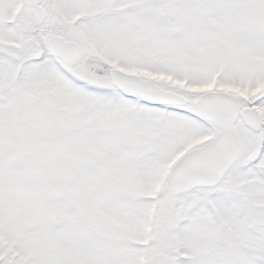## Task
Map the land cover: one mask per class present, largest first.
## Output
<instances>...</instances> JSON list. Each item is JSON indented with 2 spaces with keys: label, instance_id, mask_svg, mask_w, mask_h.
<instances>
[{
  "label": "snow or ice",
  "instance_id": "6c2138e0",
  "mask_svg": "<svg viewBox=\"0 0 264 264\" xmlns=\"http://www.w3.org/2000/svg\"><path fill=\"white\" fill-rule=\"evenodd\" d=\"M0 264H264V0H0Z\"/></svg>",
  "mask_w": 264,
  "mask_h": 264
}]
</instances>
